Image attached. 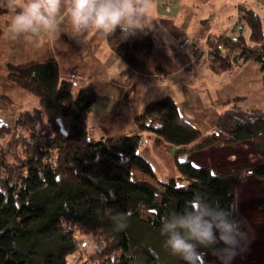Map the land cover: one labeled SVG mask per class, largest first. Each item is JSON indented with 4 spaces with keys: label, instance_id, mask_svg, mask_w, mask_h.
<instances>
[{
    "label": "trees",
    "instance_id": "16d2710c",
    "mask_svg": "<svg viewBox=\"0 0 264 264\" xmlns=\"http://www.w3.org/2000/svg\"><path fill=\"white\" fill-rule=\"evenodd\" d=\"M240 22L248 35L208 38L212 65L224 72L253 60L262 65L264 80V22L253 10H244ZM107 42L135 70L148 65L155 48L154 40L141 33L127 39L117 33ZM8 69V78L39 102L20 112L13 128L0 121V264H71L68 257L80 249V235L94 243V256L89 253L94 264H186L165 246L161 218L182 210L197 194L237 208L236 172L215 174L210 166L180 159L221 140L204 137L172 97L149 102L136 118L142 132L180 147L175 154L179 176L155 185L134 175L155 177L140 153L141 135L95 139L89 118L97 93L86 88L75 95L74 82L61 79L57 60L9 64ZM218 127L227 136L224 145H253L260 162L245 170V179L264 180V112L235 106L220 117ZM256 205L264 209V192ZM116 213L127 218L122 231L113 228ZM204 255L213 254L206 250L197 264H203Z\"/></svg>",
    "mask_w": 264,
    "mask_h": 264
},
{
    "label": "crops",
    "instance_id": "0c3cea01",
    "mask_svg": "<svg viewBox=\"0 0 264 264\" xmlns=\"http://www.w3.org/2000/svg\"><path fill=\"white\" fill-rule=\"evenodd\" d=\"M242 10H253L264 22V6L251 0H151L152 28L141 34L150 36L155 48L142 70L128 65L113 51L107 38L95 30L86 37L64 33L52 40L42 34L38 46L23 40L0 44V121L13 128L17 115L33 110L39 102L8 78V65L55 59L61 79L74 82L75 95L86 88L97 93L89 118L91 135L105 139L140 134V153L153 165L155 177L134 171L135 177L155 185L175 179L179 176L175 154L180 147L155 133L142 132L136 118L144 113L149 102L172 97L187 120L207 137L214 136L220 117L235 106L246 112H264L262 65L253 60L242 61L231 70L218 72L206 45L213 36L237 37L240 31L248 35L240 22ZM185 36L188 44L181 48ZM226 138L223 133L217 145L183 154L180 159L196 166H210L215 174L236 172L241 159L245 160L241 146L252 144L224 145L222 141ZM255 157L256 164L260 159L256 154ZM251 182L264 183V180ZM239 184L238 181L237 190ZM263 241L264 237L257 242L254 254L249 255L260 262H264ZM208 256L215 255L202 256L203 264ZM247 257L248 254H242L238 260ZM238 260L237 264H241Z\"/></svg>",
    "mask_w": 264,
    "mask_h": 264
},
{
    "label": "clouds",
    "instance_id": "9594fccd",
    "mask_svg": "<svg viewBox=\"0 0 264 264\" xmlns=\"http://www.w3.org/2000/svg\"><path fill=\"white\" fill-rule=\"evenodd\" d=\"M150 5L151 0H0V44L23 40L38 46L42 34L52 40L64 33L82 37L91 30L105 38L119 33L127 39L152 28ZM236 211V206L197 194L182 210L161 218L165 246L186 264H197L206 250L220 264H231L247 239ZM112 223L115 231H122L127 218L116 213Z\"/></svg>",
    "mask_w": 264,
    "mask_h": 264
},
{
    "label": "rangeland",
    "instance_id": "374dc122",
    "mask_svg": "<svg viewBox=\"0 0 264 264\" xmlns=\"http://www.w3.org/2000/svg\"><path fill=\"white\" fill-rule=\"evenodd\" d=\"M222 136L223 133L220 137ZM241 148L246 152L244 151L245 160L241 159L242 163L239 164L240 166L236 170L240 183L239 190H237V219L243 222L242 230L247 234V239L242 242L244 250L232 260L231 264H237V260L242 254L244 256L248 254V257L246 260H238L241 264H264V262H260V259L256 260L253 259L254 256L253 258L249 256L254 252L257 242L259 243L264 237V209H260L256 205V199L264 192V183L254 184L251 180L245 179V169L251 164H255L256 157L253 154L255 153L253 145L249 147L248 145L246 147L241 146ZM78 241L80 243V249L77 254L70 255L68 261L71 264H94L92 260H89L91 255L92 257L94 256L91 254L94 248L92 239L80 235ZM262 244L264 246V241ZM261 256L263 257L264 255ZM262 259L264 260V257ZM204 264H220V262L216 256H208L205 258Z\"/></svg>",
    "mask_w": 264,
    "mask_h": 264
},
{
    "label": "built area",
    "instance_id": "2783aa9c",
    "mask_svg": "<svg viewBox=\"0 0 264 264\" xmlns=\"http://www.w3.org/2000/svg\"><path fill=\"white\" fill-rule=\"evenodd\" d=\"M251 1L255 2L256 4H258L260 6H264V0H251ZM243 13H244V10H242L241 15ZM236 29H238V24H235V26H234V30H236ZM187 44H188V38L185 36L182 39V42L180 44V47L181 48H184V47L187 46ZM213 135L218 138V137H220L222 135V131L219 128H215L213 130Z\"/></svg>",
    "mask_w": 264,
    "mask_h": 264
}]
</instances>
